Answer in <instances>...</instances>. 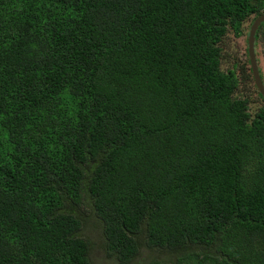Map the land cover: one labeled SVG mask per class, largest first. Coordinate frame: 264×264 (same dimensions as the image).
Wrapping results in <instances>:
<instances>
[{"label": "trees", "instance_id": "trees-1", "mask_svg": "<svg viewBox=\"0 0 264 264\" xmlns=\"http://www.w3.org/2000/svg\"><path fill=\"white\" fill-rule=\"evenodd\" d=\"M252 8L0 0V264H264V98L222 66Z\"/></svg>", "mask_w": 264, "mask_h": 264}, {"label": "flooded vegetation", "instance_id": "flooded-vegetation-1", "mask_svg": "<svg viewBox=\"0 0 264 264\" xmlns=\"http://www.w3.org/2000/svg\"><path fill=\"white\" fill-rule=\"evenodd\" d=\"M251 4L254 8L250 9L244 16L240 25L238 27L229 26L226 30L225 36L222 38L223 55H228V53L232 55V53H234V56L238 58V60L234 62V65L232 64L233 67L230 66L223 69L225 71L227 69L236 71V75L242 83L240 87L242 88L244 86L246 91L249 92L245 95V97H249L248 95L254 92L258 98V94L261 93L256 84L253 65L251 62L250 33L252 26L257 19L264 16V0H251ZM253 51L256 58L258 73L260 74L262 83L264 84V66L262 63V58L264 60V22L259 26L255 33ZM262 97L264 98L263 95ZM250 100L253 101L251 98Z\"/></svg>", "mask_w": 264, "mask_h": 264}, {"label": "rangeland", "instance_id": "rangeland-1", "mask_svg": "<svg viewBox=\"0 0 264 264\" xmlns=\"http://www.w3.org/2000/svg\"><path fill=\"white\" fill-rule=\"evenodd\" d=\"M225 49H226V47H225ZM227 53H228V51H227ZM237 60H238V58H236L234 56V53H232V55L228 53V55L224 56V58H223V68L226 69V68L232 66V64L234 65V62L237 61ZM262 63H263V66H264L263 58H262ZM237 92H242V93L245 92L244 96L247 93H249L248 91H246V88L244 86L242 88H240V90L237 91ZM248 96L253 100L252 101L253 102L252 106L258 104L257 95L254 92H252ZM253 107H256V106H253ZM91 232H92L91 239L95 240V239L99 238V234H98V232L96 230H92L91 229ZM99 257H100L99 260L95 264H119L114 259L106 257L104 254H102L101 256L99 255Z\"/></svg>", "mask_w": 264, "mask_h": 264}, {"label": "water", "instance_id": "water-1", "mask_svg": "<svg viewBox=\"0 0 264 264\" xmlns=\"http://www.w3.org/2000/svg\"><path fill=\"white\" fill-rule=\"evenodd\" d=\"M263 22H264V16L259 18V19H257V21L252 26L251 33H250V42H251L250 54H251V62H252V65H253V71H254V76H255V79H256V84H257V87H258L260 93L264 96V84L262 83V79L260 77V74L258 73V67H257V63H256V58H255L254 51H253V41L255 39V33H256L257 29L259 28V26Z\"/></svg>", "mask_w": 264, "mask_h": 264}]
</instances>
